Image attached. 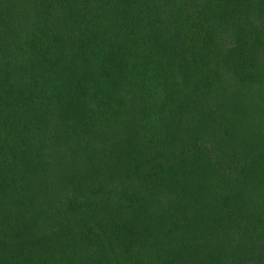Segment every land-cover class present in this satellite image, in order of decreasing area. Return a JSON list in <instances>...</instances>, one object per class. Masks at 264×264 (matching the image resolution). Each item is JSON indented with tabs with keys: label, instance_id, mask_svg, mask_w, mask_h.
Wrapping results in <instances>:
<instances>
[{
	"label": "trees",
	"instance_id": "16d2710c",
	"mask_svg": "<svg viewBox=\"0 0 264 264\" xmlns=\"http://www.w3.org/2000/svg\"><path fill=\"white\" fill-rule=\"evenodd\" d=\"M0 264H264V0H0Z\"/></svg>",
	"mask_w": 264,
	"mask_h": 264
}]
</instances>
